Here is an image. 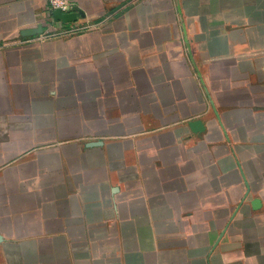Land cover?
Returning <instances> with one entry per match:
<instances>
[{"label":"crops","instance_id":"crops-1","mask_svg":"<svg viewBox=\"0 0 264 264\" xmlns=\"http://www.w3.org/2000/svg\"><path fill=\"white\" fill-rule=\"evenodd\" d=\"M70 1L0 0V264H264V0Z\"/></svg>","mask_w":264,"mask_h":264},{"label":"water","instance_id":"water-1","mask_svg":"<svg viewBox=\"0 0 264 264\" xmlns=\"http://www.w3.org/2000/svg\"><path fill=\"white\" fill-rule=\"evenodd\" d=\"M77 13L80 15V12L77 11L75 8H73L72 12L67 13V14H63V13H61L60 10L56 9L52 12V16H53L54 20L66 24V23L74 22L76 20ZM42 33H43L42 27L38 26L35 29L25 30L24 32L21 33V35H22V37H33V36L41 35ZM189 126L192 130L193 129H201V123L198 121L191 122L189 124ZM89 145H97V143H90ZM222 235L223 234H221V236ZM221 236H220V238H221ZM220 238L218 239V241L216 243L219 242Z\"/></svg>","mask_w":264,"mask_h":264},{"label":"built area","instance_id":"built-area-1","mask_svg":"<svg viewBox=\"0 0 264 264\" xmlns=\"http://www.w3.org/2000/svg\"><path fill=\"white\" fill-rule=\"evenodd\" d=\"M46 1H47L48 8L51 10L58 9L63 14L70 13L73 10V4L71 3L70 0H46ZM59 34H55L54 36L59 35ZM45 38L46 37L41 34L35 37L34 40H43Z\"/></svg>","mask_w":264,"mask_h":264}]
</instances>
